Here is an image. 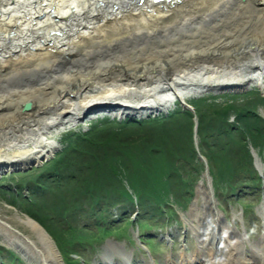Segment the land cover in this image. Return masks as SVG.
<instances>
[{
	"label": "bare ground",
	"instance_id": "1",
	"mask_svg": "<svg viewBox=\"0 0 264 264\" xmlns=\"http://www.w3.org/2000/svg\"><path fill=\"white\" fill-rule=\"evenodd\" d=\"M253 85L264 94V0H0V176L51 158L60 149L49 138L55 130L100 114L130 121L158 116L177 99L186 109L189 96ZM99 106L105 109L94 112ZM261 163L258 157L262 169ZM211 179L202 175L185 218L196 221L199 252L170 264H264V203L260 223L236 231L215 206ZM134 209L135 222L150 212ZM21 222L34 238L0 221L9 248L27 264H67L41 221ZM257 229L262 236L253 242ZM108 250L98 264L130 261L122 246Z\"/></svg>",
	"mask_w": 264,
	"mask_h": 264
},
{
	"label": "rangeland",
	"instance_id": "2",
	"mask_svg": "<svg viewBox=\"0 0 264 264\" xmlns=\"http://www.w3.org/2000/svg\"><path fill=\"white\" fill-rule=\"evenodd\" d=\"M262 90L261 87L253 85L241 91L226 89L219 93L211 92L189 96L186 101L191 107L188 111L191 112L192 117L175 116L173 114L175 121L167 123V119L170 117L169 111L179 108V105L182 106L181 100L177 99L169 111H162L158 116L152 114L151 117L145 118L146 120L158 121L145 125L144 129L131 127L133 125H120L125 127L120 129L116 122L122 123V121L118 118L109 119L108 115L100 114L102 117L88 120L83 124L79 123L75 127L61 131L55 130L49 135V138L57 140L60 143V149L51 158L39 164H30L12 172L7 171L0 176V221H6L15 229L34 238V233L27 225L21 222V217H38L45 222L51 231L52 229L57 231L62 229L56 223L58 220L64 219L65 221L76 222L78 219L83 225L87 223L85 220H88L92 226L101 224L105 231L100 234L96 232L97 227L92 228V232L89 235L97 234L89 240L87 239L89 236L86 237L85 232L82 233L83 240H74L81 244L78 247V251L82 258L74 254L73 257L67 256L64 253V258L68 261L67 264H98L99 260L105 258V254L110 250H108L110 244L122 246L125 251L122 256L130 260L128 263H125L121 257L119 260L115 259V263L107 260L110 264H131V262L132 264H151L152 259L149 256V251L138 240V233L133 229L134 223L130 221L131 217L136 215L134 210H132L134 203L132 205L131 201H127L128 199L122 196L116 188L118 184L122 188L124 187L123 185L126 187L128 182L126 177H131V174L139 178V184H142L145 189L148 188L147 186H150V188L152 186L155 187L156 183L152 184L153 181L150 180L152 177L149 174L153 173L157 177L158 174L154 173L152 168L157 164L160 167L163 165L168 168V170L163 168L164 172L167 175H171L173 181L170 179L168 182L167 185L170 184L171 193L164 197V202L161 204L167 208L168 212L165 213L161 209H156L157 207H152L149 214H145L143 219L139 215L142 223L148 224L146 227L144 226L143 231L149 238L148 243L152 249V258L155 259V264H165L167 261H169V264L172 261L179 263L184 255L187 259L192 260L194 255L199 252L200 241L195 236L196 231L191 226V223L197 225L196 221L186 223L185 218L189 219L190 217L191 203L195 200L199 179L205 171L202 160L197 158L196 140H198L197 143L203 142V140L201 141V135L203 134L199 131V125L198 131L194 130L195 121H200L201 124L202 120V125L203 123L205 124L204 131H206V136L204 135L202 138L204 137L203 139H207L211 143L218 139L217 132L214 128L215 135H208L207 137L208 131L213 126L215 127V124L218 126L222 125L220 121L222 116L227 115L231 122L235 117L236 111L249 113L252 118L253 115L257 117V119H251V122L257 123L254 126L261 133L252 129L253 135H250V138L245 136L246 145L240 147L239 152L243 153V156L240 158L242 154L238 155L234 151L235 157H230L231 166L234 169L238 168V160L243 162V159L248 157L247 163L244 162L247 165L243 166L244 170H241L240 174V178L246 177L248 176L246 173L247 169L248 171H253L251 167L255 168L251 140H257V145L253 146L256 147L255 149L257 150L255 151L259 153L262 161H264V94ZM156 118L163 119L159 121ZM96 125L104 126L105 129L100 131L103 133L101 134L102 140L98 142V147V143L93 145L94 150H96L94 152L90 150L93 146L87 148L82 136L92 131ZM76 140L80 142L77 148L79 152L87 151L94 156L83 157V159L79 160V163L86 161L85 164H77L75 167L72 165L75 161H72L73 157L70 155L72 153L70 151L71 148H75L72 143ZM204 141L207 142L206 140ZM85 145L86 148H84ZM193 149L195 160L189 164H187L188 162H180L181 157L178 156ZM206 149H209V146ZM231 153L233 152L230 150L221 152L217 146L211 150L215 162L216 159L222 160ZM84 154L87 155V153ZM106 155L112 156L106 157ZM60 159H63L65 164L62 165ZM54 160L56 161L53 162ZM124 161L127 163H124ZM175 163L178 165L186 164L181 166L179 173L170 174L169 170L175 167ZM54 165L62 167L59 171L60 173L65 172L67 174L71 172L72 176H75L74 180L66 179L62 181L63 183L65 182L62 195L57 186L44 196H33L31 199L26 184L30 183L31 179L48 172ZM262 172H264V165ZM235 173L238 172L235 171ZM148 177L150 181H148ZM224 179H221V184L219 183L218 187L215 186L218 182L214 183L211 179L214 190L209 188V183L207 185L211 196L215 199V206L223 216L224 223L236 231H243L245 223L250 228L254 227V224L260 223L256 221H260L258 215L262 217L257 211L260 205L264 203V200H262L264 181H255L254 175L246 177V182L249 183L248 187L253 188H249L246 197H244L242 192L245 190V182L236 183L234 185L235 189H231L229 185H226ZM52 180L53 178H50V181ZM227 181L230 182L229 179ZM204 183L206 184V180ZM223 183L225 184L221 187ZM92 184L93 186L95 184L99 185L100 192L89 186ZM173 185L177 188L175 192ZM107 190L109 191L107 192ZM117 200L125 202L114 204ZM101 202L104 204L102 208L100 206ZM198 202L201 203L202 199L199 198ZM161 205L159 208H161ZM164 218L170 222L164 226L162 231L161 226ZM50 230L49 233L56 244L59 248H62V242H59ZM261 230L263 231V227ZM261 230H256L260 231V235L255 237L253 242L260 240L262 236ZM75 233L76 231L72 227H66L64 232L67 238L72 237ZM166 234H169L167 241L163 238ZM1 235L0 233V264H27L14 250V253L9 252V244ZM254 236H256V233H254ZM88 246L93 247V249L88 248Z\"/></svg>",
	"mask_w": 264,
	"mask_h": 264
},
{
	"label": "trees",
	"instance_id": "3",
	"mask_svg": "<svg viewBox=\"0 0 264 264\" xmlns=\"http://www.w3.org/2000/svg\"><path fill=\"white\" fill-rule=\"evenodd\" d=\"M173 114L175 116H186L189 118L192 117V114L190 111L185 110L181 105H179V108L172 110L169 113L170 117H168L167 123H172L175 121L174 120L175 118L172 116ZM227 117H228L227 115L222 116L220 118L222 125L218 126L217 124H215V127L213 126L208 131L207 137H208V135L209 136L215 135L214 134V128L217 132V138L218 139L214 142H211V143L208 142L207 139H203L204 137L202 138V136H204L206 134L205 133L206 131H204L205 124L203 123V125H202V120H201V124L199 121V131H200V133L203 134V135H201V141L203 140V142H200V148H201L202 153L207 157V159L209 161V164L211 167V173L214 177L215 182H218L216 186L218 187L221 184L220 183L221 179L227 178L230 180V182H228L227 179H224L226 185H229V187L231 189H235L234 185L236 183L239 184V183L246 182V177H248L249 175H254L255 181H256V179H260V176L254 167H251L253 169V171L252 170L248 171V169H247L246 173L248 176H246V177L243 176V178H240L241 170H244L243 166L247 165L246 163L248 161V157L244 158L243 162L241 160H238V164H237L238 168L237 169H234L231 166L230 157L234 158L235 153H237L238 155L242 154L240 156V158H241L243 156V153H241L239 151H240L241 146L246 145V140H245L246 137L253 135L252 129L254 131H257L258 133H261V131L259 132L258 129H256V127L254 126V125H257L256 122H254V123L251 122L252 121L251 119H257V117H255L254 115L252 118V115H249V113L236 111L234 122L229 121V119ZM156 119H159V121H160V119H163V118H156ZM153 121L157 122L158 120H151V119L143 120V121L126 120L122 123H118V122H116V123L118 124V126H120V125L131 126V125H133L131 127H137L140 129H144L145 125L153 124L154 123ZM163 121H165V120H163ZM118 126H115V127L119 128ZM121 127L122 126H120V129H121ZM206 127H208V125H206ZM122 128H125V127H122ZM102 129H105L104 126L96 125L92 131H89L88 133L83 134L82 138H83V141L86 143L87 148L97 144L98 142H100L102 140L101 134L103 132H100V131H103ZM77 140L72 143L73 146H75V148H73V149L71 148L70 152H72V153L69 152L70 155H72V157H73L72 161H75L72 164L75 167L77 164L78 165L79 164H81V165L85 164L86 161H81L79 163V160L83 159V157L94 156V155H92V153L87 152V151L86 152L82 151L83 153L79 152L77 148H78V146H79L78 144L80 142ZM204 140H206L207 142H205ZM251 142L254 146L257 145V140H251ZM86 145L84 148H86ZM98 145H99V143L97 144V147H98ZM70 146H72V145H70ZM208 146H209V149H206ZM216 146L220 148L221 152H226V151L230 150L233 153L228 154L222 160L218 158V159H216V162H215V160H213L211 150L213 149V147H216ZM90 150H92L94 152L96 151V150H94V146L92 148H90ZM234 151H236V152L234 153ZM84 153H87V155H85ZM109 156H112V155H106V157H109ZM178 157H181L180 162H188L187 164H189V163H191V161L195 160L194 159L195 158L194 149L188 153H184L182 155H179ZM64 160H66V159H64ZM55 161L56 160H54L53 162H55ZM61 161H62V165L65 164V161H63V159H60V162ZM244 162H246V163H244ZM124 163H127V162L124 161ZM184 164H186V163H183L181 165H178L175 163V167L169 170L170 174L171 173H179L181 166H183ZM61 168L62 167L59 165H54V167L51 168L48 172L40 175L39 177H37L35 179H31L30 183L26 184V186H28V192L31 195L30 196L31 199L33 198V196H44L47 192H51L52 189H54L57 186L60 189V194L61 195L63 194V188L65 186V182L63 183L62 181L66 180V179L74 180L75 176H72L71 172H69L67 174H65V172L60 173L59 171ZM163 168H166V170H168L167 167H165L163 165L160 167L158 164L152 168L153 172L157 173L158 176L156 177L153 175V173H150L149 176H151L152 179H150L148 177V181L152 180L153 181L152 184L156 183V185L158 184V186L154 185L155 187L152 186L151 188H150V186H147L148 188L145 189V187L142 186V184L140 185L138 182L139 178L135 177L134 174H131L132 175L131 177H129V176L126 177L128 180L127 183L129 184L133 193L137 195L138 202H139L142 209H144V208L145 209L146 208L151 209L152 207H157L156 209L160 210L161 208H163V205H161V204L164 202V199H165L164 197H166L167 194L171 193V190L169 188L170 184L169 185H167V184L172 177H171V175H167L164 172ZM234 170L236 172H238L239 174L235 173ZM128 171H129V169H128ZM50 178H53V180L50 181ZM171 181H172V179H171ZM225 183H223L221 185V187ZM150 185H151V183H150ZM89 186L91 188L94 187L95 190H99L98 192H100L99 185L95 184L93 186V184H92ZM123 186L124 187L122 188L121 185L118 184V187L116 189L119 190V192L121 193L122 196H125L128 199L127 201H131V203L133 204L134 198H133L132 194L127 190L125 185H123ZM173 190H174V192L177 191V188L175 185H173ZM108 191L109 190H107V192ZM78 193L80 194V192H78ZM120 193H119V195H120ZM79 194H77V195H79ZM48 199H50V198H48ZM124 202L125 201H118L117 200L114 204H120V203H124ZM59 203H61V202H59ZM55 204H57V203H55ZM52 205H54V204H52ZM160 205H161V208H159ZM100 206L102 208L104 206V204L101 202ZM165 209L167 210V208H165ZM36 218L39 221H41L43 223V225L46 226L47 229H49V227L45 224V222L42 219H40L38 217H36ZM81 219H83V218H81ZM85 219H88V218H85ZM56 223L62 229L58 228L59 229L58 231L54 230V229H52V231L50 229L49 230L51 231V233L55 236V238L59 242H62L63 246H62V248H60V250L64 253H66L67 256H73V254H74V255H77L80 258H82L81 254H79V251H78L79 250L78 247L81 246V244L79 242H75V241L77 239L83 240L84 238H82V235H83L82 233H84V232H85L86 237L89 236V238H87L88 240L91 239L92 237L96 236L97 233L93 234V235H89L92 232V228L90 229L87 225H83V223L81 221H79L78 219L76 220V222H69V221H65L64 219H62V220L56 221ZM66 227H72L76 231V233L70 238H67L64 234V232L66 231ZM97 228L99 229L98 233H100V234H101V232L105 231V228H103L102 226H98ZM74 242H75V244H73ZM69 244L70 245L72 244V245L67 246Z\"/></svg>",
	"mask_w": 264,
	"mask_h": 264
},
{
	"label": "water",
	"instance_id": "4",
	"mask_svg": "<svg viewBox=\"0 0 264 264\" xmlns=\"http://www.w3.org/2000/svg\"><path fill=\"white\" fill-rule=\"evenodd\" d=\"M219 92H222V91H219ZM219 92H215V93H219ZM183 104L186 106V108H190V109H191V107H190L186 102H184ZM30 108H31V104H30L29 102L23 104V109H24V110H29ZM104 109H105V107H104V108H101V107L99 106V107L94 108V112H96V113H100V112H102ZM195 130H197V126H195ZM196 143H197V141H196ZM200 157L205 161V159H204L203 156L200 155ZM205 165H206V161H205Z\"/></svg>",
	"mask_w": 264,
	"mask_h": 264
}]
</instances>
